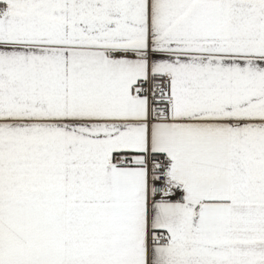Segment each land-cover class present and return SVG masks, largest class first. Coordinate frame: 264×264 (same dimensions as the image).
<instances>
[{
  "label": "snow or ice",
  "instance_id": "snow-or-ice-1",
  "mask_svg": "<svg viewBox=\"0 0 264 264\" xmlns=\"http://www.w3.org/2000/svg\"><path fill=\"white\" fill-rule=\"evenodd\" d=\"M0 264H264V0H0Z\"/></svg>",
  "mask_w": 264,
  "mask_h": 264
}]
</instances>
